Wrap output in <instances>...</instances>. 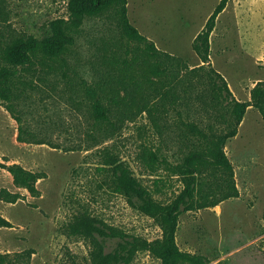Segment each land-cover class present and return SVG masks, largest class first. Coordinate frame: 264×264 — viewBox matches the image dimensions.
Returning a JSON list of instances; mask_svg holds the SVG:
<instances>
[{
  "label": "rangeland",
  "instance_id": "obj_1",
  "mask_svg": "<svg viewBox=\"0 0 264 264\" xmlns=\"http://www.w3.org/2000/svg\"><path fill=\"white\" fill-rule=\"evenodd\" d=\"M216 1L127 0V15L145 37L148 29H164L165 21L176 34L174 40H166L161 32L152 41L158 50L174 54L193 68L201 63L189 47V36L200 25L208 6ZM250 1L239 16L240 24L229 22L221 29L228 22L224 15L217 25V30H221L210 41L212 67L225 79L232 96L241 102L250 100L249 92L257 82L264 84V50L259 38L251 37L262 36V0L257 2L261 7ZM66 16L64 0H0V51L16 37H40L50 21ZM180 21L186 24L181 34ZM243 30L242 35L251 37L252 45L236 40ZM220 36L228 39L219 40ZM74 37L64 61H34L17 80V98L0 102V162L6 159V164L17 163L38 178V195L31 196L16 188L10 174L0 168V189L18 195L14 203L0 197V215L12 224L11 228H0V254L13 264H91L88 243L64 230L72 215L80 210L139 240L150 242L160 237L155 221L113 194L96 173L99 159L95 151L104 145H114L155 200L166 203L181 189L175 177L161 170L150 173L139 159L144 147L161 149L172 162L191 149L189 142L181 143L180 124L172 113L135 114L133 106L134 115L125 119L109 141L93 127L91 101L83 94L82 80L93 85L100 77L109 76L120 96L124 81L136 84L146 78L143 88L164 89L155 75L137 71L128 80L129 74L117 69L115 57L127 42L119 34L114 12L109 10L86 19ZM154 60L149 58L150 62ZM201 90L197 88L196 93ZM7 107L12 113L5 110ZM215 116L216 121L212 117L206 120L208 116L196 110L188 119L182 115V120L209 121L217 129H224L230 117L229 107L218 108ZM16 117L22 139H29L28 143L16 140ZM91 131L98 146H89L96 145L87 136ZM224 151L233 167L238 195L212 208L182 213L175 236L177 246L181 251L204 257L206 264H264V121L255 108L246 109L236 135L226 142ZM107 245L109 251L115 240ZM129 264L159 262L147 251L139 250Z\"/></svg>",
  "mask_w": 264,
  "mask_h": 264
},
{
  "label": "trees",
  "instance_id": "obj_2",
  "mask_svg": "<svg viewBox=\"0 0 264 264\" xmlns=\"http://www.w3.org/2000/svg\"><path fill=\"white\" fill-rule=\"evenodd\" d=\"M64 1L66 18L50 21L40 37L28 35L14 38L0 51V102L9 103L17 98V80L34 61H64L65 53L74 45V33L84 21L112 10L119 34L127 42L115 57L117 69L129 74L128 80L137 71L155 75L160 78L164 89L157 91L143 88V84L148 81L146 78L136 84L124 81L120 84V96L114 87L115 82L109 76H104L106 79L100 77L93 85L82 80L83 94L91 101L89 111L97 134L109 141L134 112H146L148 116H153V113L167 115L170 112L176 118L174 121L180 124L181 143L189 142L191 147L175 162L170 161L159 148L153 150L144 147L141 150L139 159L150 173L164 171L181 184L179 192L166 203L153 198L150 190L136 179L129 165L121 159L113 144L104 145L95 151L99 159L95 171L103 177V183L113 194L121 196L129 207L153 219L160 229L159 238L150 242L139 240L97 220L85 210L72 215L64 227L65 233L88 243L91 264H129L139 250L147 251L159 264H206L204 257L181 251L177 246L175 236L179 216L189 211L212 208L224 200L237 197L233 167L225 154V144L236 135L237 127L249 106L255 108L264 121V84L257 82L253 86L248 102L237 101L225 79L209 62L210 34L217 16L229 0H219L193 39L191 49L201 63L193 68L180 58L158 50L130 23L127 0ZM130 44L135 47H130ZM151 57L155 59L153 62L149 61ZM200 87L201 92L196 93ZM223 105L229 107L230 114L224 129H217L209 121L182 120V115L188 119L197 110L208 116L206 120L212 117L216 121L215 114ZM133 106L134 112L131 111ZM5 110L12 113L9 107ZM14 119L20 123L18 117ZM93 132L87 135L91 144H96L89 145L91 147L100 144L96 143ZM22 138L19 124L16 140L24 143L30 141ZM5 162L6 159L0 162V168L10 174L13 185L26 190L31 196H37L36 174L17 163ZM0 197L8 203H14L18 195L0 189ZM262 222L264 228V206ZM11 227L12 224L0 215V228ZM111 240H115V245L107 251V243ZM22 256L17 255L16 259ZM0 264L13 262L0 254Z\"/></svg>",
  "mask_w": 264,
  "mask_h": 264
},
{
  "label": "crops",
  "instance_id": "obj_3",
  "mask_svg": "<svg viewBox=\"0 0 264 264\" xmlns=\"http://www.w3.org/2000/svg\"><path fill=\"white\" fill-rule=\"evenodd\" d=\"M260 0H254L253 1V4H254V6H257V7H261L257 2H259ZM219 2V0H217L216 2H214V3H212V4H210L209 6H208V10H207V12H206V15L202 18V20H201V23H200V25L197 27V29H195L194 30V32L189 36V40H188V44H189V47H190V49H191V43H192V41H193V39L196 37V35L200 32V30L203 28V26H204V24H205V22H206V20H207V18L209 17V15L212 13V11H213V9H214V7L216 6V4ZM251 1L250 0H229L228 1V3L226 4V6H225V8L222 10V12L217 16V18H216V21H215V26H214V30L212 31V33L210 34V38H209V49H210V45H211V40H212V37L213 36H215V34H217V32H219L221 29H225L226 28V25H228V23L230 22L231 24H233V25H239L240 24V22H241V18L239 17L242 13H243V9H247L248 8V5H249V3H250ZM230 8V9H229ZM229 10V11H228ZM260 13V11H259V9H258V14ZM231 14H233L234 16L233 17H231L230 18V15ZM225 15V17L227 18V23L223 26V27H221V29H219V31L217 30V25H218V23H219V21H220V19L223 17ZM262 18H264V1L262 0ZM157 21H158V19H157ZM182 24V21H180V25ZM150 26H152L151 24H149ZM148 25V26H149ZM185 23L183 22V24L180 26V31L178 32L179 34H181V33H183V31H184V29H185ZM147 26V27H148ZM156 26V25H155ZM163 26H164V29H162L161 30V28L158 26H156L155 28H157V32H155V31H152L151 29H148L149 30V32H148V34H147V36H146V38H148V37H150V39L149 40H157L158 39V36H160V33L163 35V37L166 39V40H168L169 41V38H171V40L173 41L174 39H173V37L176 35V34H174V31L171 29V30H169L168 28H167V23L164 21V24H163ZM138 28L139 27H137L136 29L138 30ZM161 30V31H160ZM244 31V30H243ZM243 31H240V33H239V35L238 36H236V40L238 41V43L239 44H249V45H252L250 42H251V40H250V38L251 37H254V38H259V41H261L260 42V44H259V46L260 45H262V50H264V25H262V36H256V35H252L251 37H246V36H243L242 34H244L245 33V31L243 32ZM222 32H223V30H222ZM243 32V33H242ZM178 34V36H180ZM261 37V38H260ZM178 38V37H177ZM218 39L220 40V39H222L223 41L226 39H228V38H225V36H220V37H218ZM262 39V40H261ZM246 40H248V42L246 41ZM153 42V41H152ZM154 43V42H153ZM154 45H155V43H154ZM156 46V45H155ZM156 48L158 49V46H156ZM165 51V50H164ZM191 51H192V49H191ZM166 52H168V51H166ZM193 52V51H192ZM262 52H264V51H262ZM194 53V52H193ZM210 53H211V51H210ZM172 54V53H171ZM192 54V53H191ZM172 55H174V54H172ZM195 55V54H194ZM180 56V55H179ZM196 56V55H195ZM209 62H210V64H211V66H212V57H211V54H210V56H209ZM238 101V100H237Z\"/></svg>",
  "mask_w": 264,
  "mask_h": 264
}]
</instances>
